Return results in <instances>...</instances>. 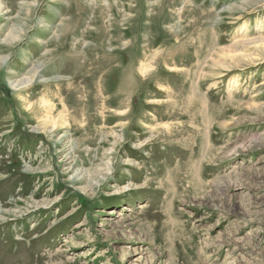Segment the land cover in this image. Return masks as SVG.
Listing matches in <instances>:
<instances>
[{
    "label": "rangeland",
    "instance_id": "1",
    "mask_svg": "<svg viewBox=\"0 0 264 264\" xmlns=\"http://www.w3.org/2000/svg\"><path fill=\"white\" fill-rule=\"evenodd\" d=\"M0 264H264V0H0Z\"/></svg>",
    "mask_w": 264,
    "mask_h": 264
},
{
    "label": "bare ground",
    "instance_id": "2",
    "mask_svg": "<svg viewBox=\"0 0 264 264\" xmlns=\"http://www.w3.org/2000/svg\"><path fill=\"white\" fill-rule=\"evenodd\" d=\"M29 81H32L31 79H29V80H27L25 83H27V82H29ZM24 84V83H23ZM20 85H22V83L21 84H19V85H16L14 88H17L18 86H20ZM27 86H29V85H27ZM27 86H24V87H22V88H19L18 90H15V89H13L14 90V92H17V93H20V92H22L23 90H24V88H26ZM58 94V93H57ZM42 97V99H41V103H42V109H43V113H44V115H45V117H46V119H45V125L46 124H51V127L53 128V130H55V129H57V127H59V126H63L65 123H66V121H67V117L68 116H70V114L68 113H66L65 112V110L63 111V112H59L58 114H57V116L54 118V117H51L52 116V113L54 112L53 111V107L52 106H50V105H48L49 104V101H47L46 99H45V97H46V95H42L41 96ZM64 103V102H63ZM60 105V104H59ZM55 107H57V106H55ZM66 108V107H65ZM57 109H58V107H57ZM57 109H55V110H57ZM42 113V114H43ZM67 114V115H66Z\"/></svg>",
    "mask_w": 264,
    "mask_h": 264
}]
</instances>
